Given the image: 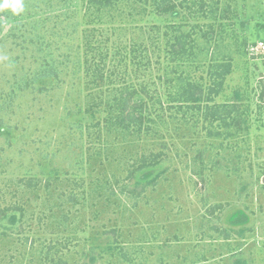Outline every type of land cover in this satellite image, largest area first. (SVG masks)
Wrapping results in <instances>:
<instances>
[{
    "label": "rangeland",
    "instance_id": "1",
    "mask_svg": "<svg viewBox=\"0 0 264 264\" xmlns=\"http://www.w3.org/2000/svg\"><path fill=\"white\" fill-rule=\"evenodd\" d=\"M85 1L0 0V264H264V0L103 9L115 52L168 62L144 104L136 70L84 78ZM210 62L216 93L168 99Z\"/></svg>",
    "mask_w": 264,
    "mask_h": 264
},
{
    "label": "trees",
    "instance_id": "2",
    "mask_svg": "<svg viewBox=\"0 0 264 264\" xmlns=\"http://www.w3.org/2000/svg\"><path fill=\"white\" fill-rule=\"evenodd\" d=\"M87 4L86 9L89 11V22H91V27L84 30V35L81 40L77 44L76 52L80 54L79 65L80 69L82 68V72L84 78L89 81L93 87H99L97 84L96 78H104V71L106 64L113 62L116 66L119 67L120 70L123 71L122 67H124V72L130 73V78L132 77L133 71L136 70V80L139 81L135 84V86H139L140 90L135 86H132V91L129 95H134L133 93H140L139 100L142 104L146 100L149 102L152 100V94L150 91V86L153 84L156 75L154 76L153 64L164 65L165 69L168 67V62L165 57L157 56L155 58V52L152 47L148 48L143 46H135L137 50L132 51L129 48H124L121 52H115L117 46L115 42H111L109 44L108 37H105V32L108 28L105 26V21L102 20L101 12L103 9L110 11H123V8L126 6L127 8H138L145 13L151 14L153 11H159L162 13H177L179 12L178 7H182L183 3H186L188 13L196 14L199 10H201V6L195 0H86ZM191 2V5H189ZM197 4V5H196ZM194 6L195 9L191 10V7ZM86 22V23H89ZM188 37V35H187ZM153 46V45H152ZM118 55V59L115 56ZM164 61V64L161 63ZM185 60H182L183 62ZM182 64V63H180ZM204 65V63H202ZM208 77H201L197 81H194V77H191V72L200 71V68L205 66H201L197 64L195 67L196 70L190 71L188 68V72L185 67H182V70L178 76V80L181 81V91L180 93L176 92V88L174 87V83L171 84V80L174 79L172 76L168 80H166V87L164 90L165 94H168V99L173 96H183L187 101L192 103H202L204 98H208V96H212V94L216 93L217 89L220 87L222 80L227 73L225 69H218V66L214 63L206 65ZM134 67V69H133ZM162 66L159 67V69ZM226 67V66H224ZM114 70H110V74L115 76L118 70L114 67ZM173 73H179L177 70H173ZM154 76V78H153ZM109 78V76H108ZM112 80L111 78H109ZM147 79V80H146ZM131 81V80H130ZM155 84V82H154ZM156 91V87H153ZM176 94V95H175ZM88 116H95L98 113L95 110V107L92 104H88L87 107ZM130 113V112H128ZM144 117H140L138 120V124L143 123ZM136 123V120H128V122H123L121 125L128 128L129 125H133ZM136 125V124H135ZM149 174V170L146 172Z\"/></svg>",
    "mask_w": 264,
    "mask_h": 264
},
{
    "label": "built area",
    "instance_id": "3",
    "mask_svg": "<svg viewBox=\"0 0 264 264\" xmlns=\"http://www.w3.org/2000/svg\"><path fill=\"white\" fill-rule=\"evenodd\" d=\"M253 49H254L255 53H259L261 55H264V40L256 42Z\"/></svg>",
    "mask_w": 264,
    "mask_h": 264
},
{
    "label": "clouds",
    "instance_id": "4",
    "mask_svg": "<svg viewBox=\"0 0 264 264\" xmlns=\"http://www.w3.org/2000/svg\"><path fill=\"white\" fill-rule=\"evenodd\" d=\"M13 2L17 6L16 9L14 10V14H19V12H22L24 10L21 0H13Z\"/></svg>",
    "mask_w": 264,
    "mask_h": 264
}]
</instances>
